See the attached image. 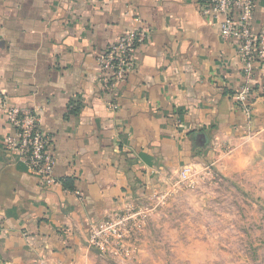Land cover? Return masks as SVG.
<instances>
[{
    "label": "crops",
    "instance_id": "0c3cea01",
    "mask_svg": "<svg viewBox=\"0 0 264 264\" xmlns=\"http://www.w3.org/2000/svg\"><path fill=\"white\" fill-rule=\"evenodd\" d=\"M210 2L0 0V264H99L91 222L211 165L223 144L264 137V64L247 119L234 100L243 63L203 16ZM132 29L148 39L111 111L96 58ZM251 30H264V0ZM11 109L41 118L55 158L49 188L5 148Z\"/></svg>",
    "mask_w": 264,
    "mask_h": 264
},
{
    "label": "rangeland",
    "instance_id": "374dc122",
    "mask_svg": "<svg viewBox=\"0 0 264 264\" xmlns=\"http://www.w3.org/2000/svg\"><path fill=\"white\" fill-rule=\"evenodd\" d=\"M116 210L125 237L99 264H264V137Z\"/></svg>",
    "mask_w": 264,
    "mask_h": 264
},
{
    "label": "built area",
    "instance_id": "2783aa9c",
    "mask_svg": "<svg viewBox=\"0 0 264 264\" xmlns=\"http://www.w3.org/2000/svg\"><path fill=\"white\" fill-rule=\"evenodd\" d=\"M253 10L254 0H211L202 10L203 16L218 21L223 41L235 43L243 63L244 85L234 100L247 119L251 117L254 102L255 91L251 85L254 68L258 63L264 64V30L258 35L253 34ZM147 39L148 33L143 29L126 31L97 56V84L100 93L108 98L106 106L109 110H118L119 90L135 69L136 50ZM7 123L11 134L5 141L6 150L20 157L45 188L54 185L55 158L49 135L41 126V118L34 111L11 109ZM190 175V168H184L179 178L185 181ZM125 226L124 218L117 211L103 221L91 222L86 240L88 249L102 255L113 252L125 237Z\"/></svg>",
    "mask_w": 264,
    "mask_h": 264
}]
</instances>
